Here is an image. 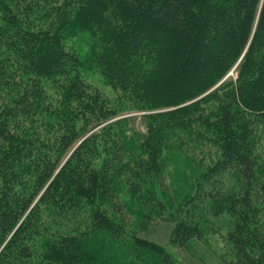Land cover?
Returning a JSON list of instances; mask_svg holds the SVG:
<instances>
[{
    "label": "trees",
    "instance_id": "trees-1",
    "mask_svg": "<svg viewBox=\"0 0 264 264\" xmlns=\"http://www.w3.org/2000/svg\"><path fill=\"white\" fill-rule=\"evenodd\" d=\"M184 133L217 154L174 204L163 151ZM120 188L174 245L224 228L264 264V0H0V264H180L127 233Z\"/></svg>",
    "mask_w": 264,
    "mask_h": 264
},
{
    "label": "rangeland",
    "instance_id": "rangeland-1",
    "mask_svg": "<svg viewBox=\"0 0 264 264\" xmlns=\"http://www.w3.org/2000/svg\"><path fill=\"white\" fill-rule=\"evenodd\" d=\"M92 43L93 40L90 41L88 33L84 31L77 32L73 36L67 37L66 40V46L75 48L81 56L87 55ZM84 68L82 74L85 81L92 88L97 89L109 100V103L115 106L119 98L108 81L100 74L97 68L92 67L90 64H87ZM232 71L227 75L229 78L235 76ZM143 113L148 114L150 112ZM143 113L142 111L128 110L122 113L121 116H133L135 118L134 129L144 131L141 118ZM129 129L124 131V135L128 136L130 134L131 130ZM181 135L184 137L183 141L173 139L174 142L171 140L165 145L163 144L165 147L163 155L166 158L163 174V184L165 187L159 189V191L163 190L164 195L161 192L160 194L167 197V201H174V204H178L189 190L190 182L195 179V177L191 178L192 174L198 176V172L205 170L217 154L214 144L203 142L200 144L196 142V137L190 133ZM118 195L126 207V209L124 207V212L127 219L124 220L123 225L127 233L147 239L161 246L173 256L177 263L237 264L235 254L226 247L223 240L222 234H225L224 228L222 230L216 229L217 232L215 230L209 231L202 239H191L184 247H178L171 240L172 222L156 218L153 216L154 212H149L150 210H145L146 213L144 211L145 214L143 213V216H141V210L130 201L123 189L120 188L118 190ZM103 240L107 241L105 238ZM113 250L116 254L119 252L116 247Z\"/></svg>",
    "mask_w": 264,
    "mask_h": 264
}]
</instances>
